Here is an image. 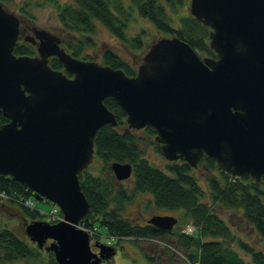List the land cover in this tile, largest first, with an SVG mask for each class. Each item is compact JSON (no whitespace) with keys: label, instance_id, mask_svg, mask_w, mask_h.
<instances>
[{"label":"water","instance_id":"obj_1","mask_svg":"<svg viewBox=\"0 0 264 264\" xmlns=\"http://www.w3.org/2000/svg\"><path fill=\"white\" fill-rule=\"evenodd\" d=\"M188 10L210 28L216 57L162 36L129 76L73 56L45 29L33 33L36 55H16L21 20L0 1V112L8 120L0 125V175L59 208L63 220L25 225L30 241L53 252L57 264H102L116 253L92 245L78 227L91 213L79 174L94 161L98 130L118 125L106 98L122 108L128 130H155L168 161L197 168L213 158L234 177L264 178V0H189ZM52 57L63 70L49 65ZM110 167L118 181L132 176L129 163ZM147 223L166 231L178 218L153 215Z\"/></svg>","mask_w":264,"mask_h":264},{"label":"trees","instance_id":"obj_2","mask_svg":"<svg viewBox=\"0 0 264 264\" xmlns=\"http://www.w3.org/2000/svg\"><path fill=\"white\" fill-rule=\"evenodd\" d=\"M128 1L127 5L124 0H73L65 4H60L58 0H24L21 12L28 13L27 7L30 5L54 4L61 26L70 34V37H65L63 46L73 56L86 61L93 59L87 49L96 47L94 35L99 24L128 50L145 54V31L135 36L128 33L129 24L136 12L163 35L185 40L202 57H216L209 45L210 28L187 11L188 0ZM175 14L178 15V26H174ZM15 45L16 55L34 56L37 53L30 43L18 41ZM101 52L103 64L121 69L129 76L136 74L135 64L113 49L106 48ZM49 65L57 70L63 69V65L54 57L49 59ZM104 104L115 114L118 125L113 127L106 124L95 135L94 157L102 165L99 172H91V164L79 174L81 188L91 208L90 215L82 220V224L97 228L98 233L100 227L105 229L108 237H115V241H112L115 250L122 238L163 240L164 237L175 235L174 230L165 231L126 218L127 205L136 196L149 194L153 207L159 210L182 209L186 222L195 226L192 235L178 233V242L184 247L190 264H264V252L237 239L230 226L214 210V205L240 210L247 223L255 228L264 241V178L261 182L250 181L248 177L237 178L218 170L213 158H203L198 167L204 165L211 172L207 179L211 205L199 183L197 168L181 160L166 163V168L151 163L143 155V137H140L138 131L127 129L126 114L122 108L112 97L106 98ZM6 122L8 120L0 112V125ZM143 132L149 137L155 135L151 127L140 131ZM153 144L161 152L160 145ZM114 162L133 166L132 186L126 187L123 181L114 178L110 167ZM31 191L12 177L0 175V194L3 199L16 205L22 216L32 223L45 219V214L33 206L31 201L34 195ZM234 245H238L250 260L244 258ZM17 260H24L27 264H57L53 252L38 248L13 230L1 226L0 221V263ZM106 262L113 264V259Z\"/></svg>","mask_w":264,"mask_h":264},{"label":"rangeland","instance_id":"obj_3","mask_svg":"<svg viewBox=\"0 0 264 264\" xmlns=\"http://www.w3.org/2000/svg\"><path fill=\"white\" fill-rule=\"evenodd\" d=\"M73 0H58L60 4H65L72 2ZM24 0H7L3 2L5 7L16 14L20 20L28 22L37 29H45L51 32L54 35H58L62 40L65 37H70V34L64 30L61 26L58 17H57V7L51 3H43L42 5H30L27 7L28 13L21 12V7L24 5ZM125 4H129L128 0H124ZM189 2V0H188ZM188 11V6H187ZM183 12H181L182 14ZM180 15V14H179ZM175 24L178 26V15H174ZM155 26L150 23L147 19L141 18L138 12L134 13L133 19L129 24L128 33L131 36L139 34L141 31H145V40L146 50L154 41H156L161 36H164L163 33H160ZM94 39L97 42L95 48L87 49V52L93 57L89 61L101 62V54L104 49L111 48L121 56L127 58L130 62H133L136 66L141 63V59L144 56V52H133L128 50L119 40H117L109 30L103 25H98ZM64 45V44H63ZM146 52V51H145ZM83 60V59H82ZM141 130H138L140 137H143L141 142V147L144 151L145 157L154 165H157L161 168H166V163L169 161L159 152L153 143L154 137H149L146 134L140 133ZM141 137V138H142ZM153 143H152V142ZM152 143V144H151ZM91 172L97 174L101 169V162L98 159L94 158L92 162ZM210 170L201 165L196 169V175L199 179V183L205 190L206 200L209 203H212L210 198V191L207 184V179L210 176ZM113 175V173H112ZM115 178V177H114ZM124 185L126 187L132 186V176L128 179H124ZM151 196L149 194H141L136 196V199L131 202L126 207L125 216L132 222H139L141 224L146 222L147 218H150L153 215H173L179 219L175 228L173 229L175 235L164 237L161 242L154 241H142L141 239L134 240L132 238L123 239L117 247V250L113 257V264H190L187 260L186 251L182 244L178 242V235L180 234L181 229L189 224L183 218L184 211L182 209L168 210L161 208L153 207L151 203ZM32 204L35 208L48 212L55 208V205L47 201H39L35 198L32 199ZM212 205V204H211ZM214 210L218 216H220L231 228L232 234L241 240L242 242L249 244L250 246L261 250L264 252V241L260 237L255 228L247 223L246 219L243 216V213L238 209H229L221 205H214ZM0 221L1 226L7 227L13 230L18 236L29 240L25 234V225L30 221L26 220L20 210L16 205L10 204L8 201L0 198ZM47 222V220H44ZM191 224V223H190ZM189 224V225H190ZM99 233L102 236V242L105 243L108 239L109 234L105 229H99ZM179 233V234H178ZM244 258L250 260V257L243 252L238 245L233 246ZM153 259V261H152ZM0 264H27L24 260H17L14 262L0 263Z\"/></svg>","mask_w":264,"mask_h":264},{"label":"flooded vegetation","instance_id":"obj_4","mask_svg":"<svg viewBox=\"0 0 264 264\" xmlns=\"http://www.w3.org/2000/svg\"><path fill=\"white\" fill-rule=\"evenodd\" d=\"M35 29H37L36 27H34L33 25L29 24L28 22H24L21 20L20 22V40L26 43H30L32 46H34L37 50V44L36 41L35 43L33 42L32 37L34 36V31ZM58 37V35H56ZM61 39V38H60ZM62 46L64 43V40H62ZM37 52V51H36ZM102 264H107V262L103 261Z\"/></svg>","mask_w":264,"mask_h":264},{"label":"built area","instance_id":"obj_5","mask_svg":"<svg viewBox=\"0 0 264 264\" xmlns=\"http://www.w3.org/2000/svg\"><path fill=\"white\" fill-rule=\"evenodd\" d=\"M47 219L51 222H55L58 220H61L62 217L60 213L58 212V209H53L49 213H47ZM81 228L84 229V231H87L92 237H96L98 235V232L96 231V228H90V227H85L84 225H81ZM194 227L193 226H187L183 229V233L185 234H192L194 232Z\"/></svg>","mask_w":264,"mask_h":264},{"label":"bare ground","instance_id":"obj_6","mask_svg":"<svg viewBox=\"0 0 264 264\" xmlns=\"http://www.w3.org/2000/svg\"><path fill=\"white\" fill-rule=\"evenodd\" d=\"M169 231H172V230H169ZM123 239H126V238H122L121 240H123ZM157 240V242H161L162 240L161 239H156Z\"/></svg>","mask_w":264,"mask_h":264}]
</instances>
